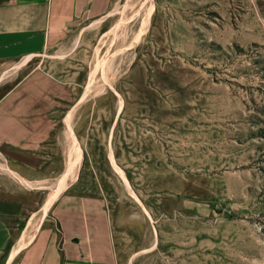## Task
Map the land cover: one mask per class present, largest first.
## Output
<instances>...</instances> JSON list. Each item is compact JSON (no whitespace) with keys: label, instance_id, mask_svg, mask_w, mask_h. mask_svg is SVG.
I'll use <instances>...</instances> for the list:
<instances>
[{"label":"rangeland","instance_id":"374dc122","mask_svg":"<svg viewBox=\"0 0 264 264\" xmlns=\"http://www.w3.org/2000/svg\"><path fill=\"white\" fill-rule=\"evenodd\" d=\"M32 69L68 94L54 170L31 181L21 154L0 155L16 233L67 184L105 206L118 264H264V0H110L67 50L0 70V95Z\"/></svg>","mask_w":264,"mask_h":264},{"label":"crops","instance_id":"0c3cea01","mask_svg":"<svg viewBox=\"0 0 264 264\" xmlns=\"http://www.w3.org/2000/svg\"><path fill=\"white\" fill-rule=\"evenodd\" d=\"M109 4L110 0H0V70L47 50H67L75 25L102 14ZM67 94L63 80L32 69L0 95V155L6 160L10 151L23 156L22 166L14 171L22 178L42 180L40 174L54 170L60 161L54 137ZM28 164L32 176L26 175ZM48 216L26 246L17 249L31 218L16 233L1 208L0 264H118L109 215L99 197L62 192Z\"/></svg>","mask_w":264,"mask_h":264},{"label":"bare ground","instance_id":"6f19581e","mask_svg":"<svg viewBox=\"0 0 264 264\" xmlns=\"http://www.w3.org/2000/svg\"><path fill=\"white\" fill-rule=\"evenodd\" d=\"M145 2V1H144ZM126 3V2H125ZM148 3V2H147ZM137 5H139V4H137ZM141 5H142V7H143V4L141 3ZM140 6V5H139ZM138 6V7H139ZM129 7H131V6H129ZM146 7H148V6H146ZM134 8V7H133ZM141 8V7H140ZM144 8V7H143ZM122 11V10H121ZM135 11V10H134ZM121 13V12H120ZM150 13V12H149ZM123 14V13H122ZM134 15V14H133ZM144 15V14H143ZM138 16V15H137ZM128 18V17H127ZM132 18V17H131ZM131 18H128V19H131ZM141 18H142V15H141ZM149 18V17H148ZM128 19H126V21L128 20ZM138 19V18H137ZM136 19V20H137ZM145 19V18H144ZM125 20V19H124ZM135 20V21H136ZM121 22V21H120ZM127 23V22H126ZM123 24V23H122ZM117 27V26H116ZM113 30V29H112ZM111 30V31H112ZM93 72V71H92ZM90 79H91V77H90ZM87 92V91H86ZM88 93V92H87ZM80 100H81V98H80ZM65 123V122H64ZM66 126H67V128H68V124L67 123H65V131H66ZM68 130V129H67ZM71 133V132H70ZM70 133H67L68 134V141L70 142L69 143V145L71 146V148L73 149V154H74V156L72 157V162H73V164H74V166H73V169H72V171L71 172H69V173H72V175H71V177L69 178V183H71L76 177H77V170H78V167H79V164H80V158H81V149H80V147H79V144H78V142H77V140H75L72 136H70ZM65 135H66V132H65ZM72 135V134H71ZM66 147H68V146H66ZM68 151V150H67ZM70 152H72V151H70ZM111 152V151H110ZM112 153V152H111ZM111 153H109L110 154V160H111V166L116 170V172L117 173H119V175H120V177L123 179L125 176H124V174L121 172V171H119L118 169H117V166H116V164L113 162V155L111 154ZM72 154V155H73ZM71 164V163H70ZM66 172V171H65ZM64 172V173H65ZM68 175V174H67ZM67 177V176H66ZM67 183H68V181H67ZM124 184H125V186H126V188L128 189V191L130 192V194L133 196V192L130 190V187H129V185H127L125 182H124ZM66 186H67V184L66 185H64L62 188H60L58 191H56L54 194H53V192L55 191H53L52 192V197L46 202V204H44L45 206H44V208H43V213L38 217V218H35V217H31V219H30V221H29V225H28V228H27V230H26V232H25V236H24V240H23V242L17 247V249H19L20 247H22V246H24V245H26L31 239H32V237L34 236V234H35V232H36V230L38 229V227H39V225H40V223H41V221L43 220V218H44V216L46 215V213L48 212V210H49V208H50V206H51V204L55 201V199L58 197V195L66 188ZM127 191V190H126ZM43 206V205H42ZM41 209V208H40ZM42 211V210H41ZM36 214V213H35Z\"/></svg>","mask_w":264,"mask_h":264}]
</instances>
